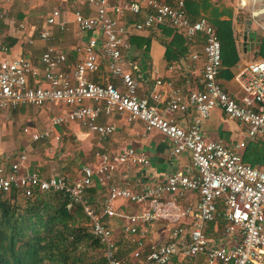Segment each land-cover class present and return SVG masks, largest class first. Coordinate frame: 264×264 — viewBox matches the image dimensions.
<instances>
[{"label": "built area", "instance_id": "obj_1", "mask_svg": "<svg viewBox=\"0 0 264 264\" xmlns=\"http://www.w3.org/2000/svg\"><path fill=\"white\" fill-rule=\"evenodd\" d=\"M85 1L93 14L73 10L78 31L89 33L74 49L79 60L65 68L66 53L46 47L40 57L42 80L34 84L30 79L39 68L31 60L17 56L0 61V109L66 106V111L50 119L51 129L31 133L33 141L57 142L58 129L75 122L99 138L113 134L116 125L100 123L101 114H115L128 123L139 121L142 135L157 131L174 157L189 155L191 166L161 181L137 179L130 185L118 177V169L151 164L133 146L117 154L97 153L98 163L82 165L71 180L57 172L44 176L36 169L24 170L26 154L22 152L9 167L0 165V193L67 192L71 203L80 204L88 217L85 225L100 243L105 264H264V168L243 160L240 150L246 141L227 145L205 137L202 129L211 111L219 108L242 125L249 140L264 141V59L248 63L235 75L241 90L237 97L219 82L222 57L216 27L205 17L192 19L185 0ZM253 3L261 5L264 0ZM61 11V7L53 8L45 18L47 25L66 29L65 21L58 20ZM127 13L144 14L143 20L134 23L137 30L167 24L189 44L202 41L203 63L196 87L183 91L169 84L165 99L160 93L153 95L162 105L139 96V81L129 58L128 28L122 22ZM50 36L47 29L39 32L41 39ZM102 69L109 79H94ZM96 185L101 195L93 199L88 190ZM192 193L195 204L188 199ZM217 221L214 236L211 225ZM157 222L167 229L160 239L147 230Z\"/></svg>", "mask_w": 264, "mask_h": 264}, {"label": "crops", "instance_id": "obj_2", "mask_svg": "<svg viewBox=\"0 0 264 264\" xmlns=\"http://www.w3.org/2000/svg\"><path fill=\"white\" fill-rule=\"evenodd\" d=\"M210 3L218 7L219 11L228 8L232 12L231 17L228 14H223L218 19L230 22L236 60L231 62L232 58L227 55L228 64L222 63L219 82L228 92L238 97L241 90L235 81V75L248 63L258 58L264 59L259 53L261 38L264 35V16L259 13L262 12L260 6L264 3L257 5L253 3V0H210ZM55 7H61L62 11L58 20L65 21L66 29H61L58 24L47 25L45 22L46 16ZM74 9H81L87 15L94 12V9L88 6L85 0H0V12L4 13V17L0 18V61L17 56L31 60L39 68L38 75L30 79L32 84L42 80L40 57L48 46L66 53L67 65L65 68L72 67L80 58L79 53L74 50L75 47L83 44L89 35V33L78 31L77 25L73 21ZM246 11L252 14L243 15L242 13ZM135 17L136 15L127 13L122 19L128 28V37L130 36L129 58L134 63L133 71L139 81V96L145 97L152 104L162 105V102L155 100L153 95L160 93L161 100L165 99L171 91L169 84L174 87L178 86L183 91L196 87L203 63L202 41L198 40L189 44L187 54L179 60L166 61L164 59V43L172 39L175 31L167 24L137 30L134 28V23L139 20L135 21ZM201 17H205L209 21V18L202 13ZM246 19H251L250 30H246ZM42 29H47L50 32L51 36L48 39L39 38V32ZM146 50L149 54L147 60L144 58ZM194 54H197L196 57ZM187 70H190L191 73ZM108 77L107 71L102 69L94 79L105 81L109 79ZM158 80H161V84L157 83ZM88 103L94 104L92 101H88ZM66 110L67 107L63 104H46L41 107L22 105L17 109H0V165L9 167L10 163L14 162L23 152L26 154L24 170L36 169L44 176L53 175L55 172L61 174L57 160L46 157L48 153H43L41 143L34 142L31 133L45 130L41 127H45L49 119ZM98 121L105 124L113 123L117 129L113 134L100 138L104 141L105 149L93 153L82 165H96L99 160L97 153L117 154L125 147L133 146L143 152L150 159L151 164L145 167L135 166L130 170L120 167L117 172L118 177L121 180L129 181L130 185H135L137 179L142 182L161 181L171 172L185 170L191 166L189 155L183 153L179 157H174L170 153L168 142L157 131L142 135L143 126L139 121L128 123L124 118L115 114L110 117L101 114ZM73 125L84 129L87 134L91 133L77 122L59 129L65 136L67 129ZM25 128L27 131L24 130ZM202 129L204 136L209 139H220L227 145L246 141L250 147L251 140L244 138L246 134L242 125L236 119L225 115L219 108L211 111L209 117L205 119ZM248 147L240 150L242 157L244 153H247L246 149L250 153L253 151ZM251 154L253 157L250 156L247 163L264 168V162L260 160L259 156L256 153ZM188 199L195 204V194H189ZM211 227V229L215 228L211 231L215 236L219 228L218 221ZM147 230L155 239H160L167 233L163 222L149 225ZM199 264H203L202 261Z\"/></svg>", "mask_w": 264, "mask_h": 264}, {"label": "trees", "instance_id": "obj_3", "mask_svg": "<svg viewBox=\"0 0 264 264\" xmlns=\"http://www.w3.org/2000/svg\"><path fill=\"white\" fill-rule=\"evenodd\" d=\"M185 7L192 19L200 18L201 13L209 18L218 33L222 63L228 64L227 55L234 62L236 51L230 22L218 19L223 14L231 17V9L219 11L210 0H185ZM134 15L135 21L143 20V13ZM164 47V59L173 62L187 54L189 43L181 33L174 32L172 39L164 43ZM259 53L264 58V35ZM148 55L146 50L145 60ZM249 145L250 147L246 145L245 148H252L251 153H256L264 162V141H251ZM246 150L247 153L242 157L245 162L250 156L253 157ZM75 176L77 175L73 174L69 179ZM18 193L25 197L23 201L16 200ZM100 195L99 185L88 190V196L93 199H98ZM87 220L82 206L72 204L68 193L64 191L35 190L30 196H25L22 191H12L7 196L0 193V264H105L103 255L95 262H89L79 251L80 245L84 243L93 244L102 253L100 243L85 225Z\"/></svg>", "mask_w": 264, "mask_h": 264}, {"label": "rangeland", "instance_id": "obj_4", "mask_svg": "<svg viewBox=\"0 0 264 264\" xmlns=\"http://www.w3.org/2000/svg\"><path fill=\"white\" fill-rule=\"evenodd\" d=\"M242 14H246L247 16L252 13L246 11ZM42 127L41 129L45 130L51 129L50 119L47 125ZM58 130L59 133H61L59 141L56 142L49 139L48 141L34 142L41 143L43 153H48L46 154L48 159L52 157L54 160H57L60 173L67 178H71L73 174L77 175L81 165L88 161L93 153L103 150L105 149L104 147H106L103 144L104 141L97 135L93 133L87 134L84 129L77 126H70V129H67L65 136L61 129ZM244 138L248 139L247 136H244ZM7 195L9 194H6V196ZM24 198L25 197L20 193L16 195V200L18 201H23ZM79 251L84 254L83 257L89 262H95L102 256L101 250L93 244L86 245L82 243L79 247Z\"/></svg>", "mask_w": 264, "mask_h": 264}, {"label": "water", "instance_id": "obj_5", "mask_svg": "<svg viewBox=\"0 0 264 264\" xmlns=\"http://www.w3.org/2000/svg\"><path fill=\"white\" fill-rule=\"evenodd\" d=\"M245 26H246V30H250L251 19H246V20H245Z\"/></svg>", "mask_w": 264, "mask_h": 264}, {"label": "bare ground", "instance_id": "obj_6", "mask_svg": "<svg viewBox=\"0 0 264 264\" xmlns=\"http://www.w3.org/2000/svg\"><path fill=\"white\" fill-rule=\"evenodd\" d=\"M262 12L261 13H259V14H264V6L262 7V10H261Z\"/></svg>", "mask_w": 264, "mask_h": 264}]
</instances>
